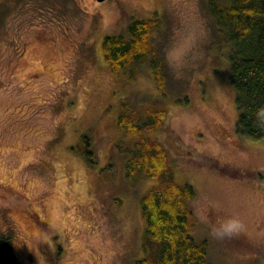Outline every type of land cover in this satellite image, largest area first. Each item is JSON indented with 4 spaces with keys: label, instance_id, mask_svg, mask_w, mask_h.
Masks as SVG:
<instances>
[{
    "label": "rangeland",
    "instance_id": "rangeland-1",
    "mask_svg": "<svg viewBox=\"0 0 264 264\" xmlns=\"http://www.w3.org/2000/svg\"><path fill=\"white\" fill-rule=\"evenodd\" d=\"M206 2L0 0V239L21 264L143 257L140 199L156 181L125 175V104L167 108L154 135L194 189L190 233L211 262L264 264V135L236 131L230 46ZM152 18L164 94L148 57L116 74L101 48Z\"/></svg>",
    "mask_w": 264,
    "mask_h": 264
},
{
    "label": "trees",
    "instance_id": "trees-1",
    "mask_svg": "<svg viewBox=\"0 0 264 264\" xmlns=\"http://www.w3.org/2000/svg\"><path fill=\"white\" fill-rule=\"evenodd\" d=\"M205 8L215 26L229 43L230 83L235 91L238 112L236 131L258 138L264 135V0H207ZM157 28L156 18L135 20L128 34L103 37L104 61L116 74L148 57L156 87L163 93L167 81L158 47H151L149 31ZM164 94V93H163ZM167 108L125 104L117 126L134 136L132 145L120 143L128 152L125 175L136 181L155 180L140 199L143 221V257L133 264H213L207 242L194 238L190 227L195 222L192 200L194 189L188 182H177L166 147L155 133L166 129ZM82 141V139H81ZM80 145H76L78 150ZM90 153V152H87Z\"/></svg>",
    "mask_w": 264,
    "mask_h": 264
},
{
    "label": "water",
    "instance_id": "water-1",
    "mask_svg": "<svg viewBox=\"0 0 264 264\" xmlns=\"http://www.w3.org/2000/svg\"><path fill=\"white\" fill-rule=\"evenodd\" d=\"M0 264H21L13 253L10 241L5 239H0Z\"/></svg>",
    "mask_w": 264,
    "mask_h": 264
},
{
    "label": "flooded vegetation",
    "instance_id": "flooded-vegetation-1",
    "mask_svg": "<svg viewBox=\"0 0 264 264\" xmlns=\"http://www.w3.org/2000/svg\"><path fill=\"white\" fill-rule=\"evenodd\" d=\"M2 239V238H1Z\"/></svg>",
    "mask_w": 264,
    "mask_h": 264
}]
</instances>
